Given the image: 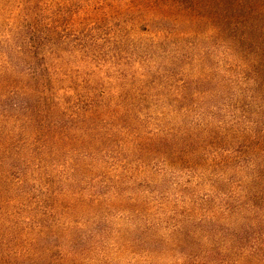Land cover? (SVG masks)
Masks as SVG:
<instances>
[{
  "label": "rangeland",
  "instance_id": "374dc122",
  "mask_svg": "<svg viewBox=\"0 0 264 264\" xmlns=\"http://www.w3.org/2000/svg\"><path fill=\"white\" fill-rule=\"evenodd\" d=\"M209 2L0 0L16 83L0 91V235L41 221L55 264H264V178L246 168L264 155L233 134L264 128V26L226 29ZM26 91L49 101L22 110Z\"/></svg>",
  "mask_w": 264,
  "mask_h": 264
},
{
  "label": "trees",
  "instance_id": "16d2710c",
  "mask_svg": "<svg viewBox=\"0 0 264 264\" xmlns=\"http://www.w3.org/2000/svg\"><path fill=\"white\" fill-rule=\"evenodd\" d=\"M210 12L212 11L213 17L216 18L217 21H220L225 26L226 29L227 25L230 27V18L232 19V23L237 20L238 23L247 22L249 20H254V23H251V25H248L249 29L251 30H258L259 23L264 26V21H259V16H264V0H210L208 6ZM245 25V24H243ZM43 35V34H42ZM44 36L47 37V34L44 33ZM42 36V38H44ZM21 50L26 51L27 54L33 59H39L40 51L37 48L29 47V48H21ZM47 67V66H45ZM49 68H47L48 70ZM30 76L33 84L39 85L40 75L41 72L37 67L31 66L30 67ZM8 79V78H7ZM46 82H52V78H45ZM10 80V79H9ZM8 80L4 78L3 76H0V91L3 89ZM10 85H15L13 80L9 81ZM33 86L34 91H38L39 88L37 86ZM32 88V86H31ZM45 88V87H44ZM20 94V93H19ZM21 95L25 96V99L22 103H24V106L21 107L22 110L30 109L32 112L34 111L35 103L39 102V104H45L49 99L46 96H39L38 100L36 98H28V96H31V94H28L26 92H22ZM58 98L62 100L64 103H67V95L62 94L60 97H54V100L58 102ZM57 99V100H56ZM21 103V102H20ZM18 102H13L12 106L8 103L6 105L7 108L16 107L18 108V105L20 104ZM59 103V102H58ZM91 114H94L96 116L97 114L95 112H91ZM119 113L115 114V116L119 117ZM43 128L42 125L38 126V129L41 130ZM57 127H54L52 129H56ZM247 129V128H246ZM231 131H235L234 129H230ZM37 129L35 128L33 135L37 136ZM250 132V133H248ZM40 131H38L39 135ZM238 135V139H244L245 137H248L244 139V143L241 144V147L237 150L239 153H244V151L247 149L249 151H252V155L260 154L261 156L264 155V128L258 129L253 128L249 131L242 132L238 129L237 132L233 133ZM67 137V136H66ZM165 139H161L163 142ZM28 149L32 150L33 152L35 150H39L37 148V145H40L41 140L39 138H34L32 140H28ZM7 150L10 147V144H7ZM11 168H9L8 175L13 178L11 180H8V186L10 187V182L12 183L13 180H17L18 183H14L15 185L21 184L23 182V172L16 171L18 168L17 163L15 160H13V163L10 165ZM247 169H250L251 171H258V175L262 178H264V165L261 169L257 168V165L255 163L249 164ZM23 171V170H22ZM12 200L8 201V204L11 206H14L17 202L16 198H11ZM262 209L264 210V196L262 197ZM13 213H18L16 211V208H13ZM43 226V223L39 220H32V219H25V220H7V228L4 230V232L0 235V264H46L47 259H50V263L47 264H55L52 262L54 260V257L51 255L52 248H48L47 250L38 249L36 247V234L37 230ZM46 227V226H45ZM58 248V247H57ZM80 258V257H79ZM70 264V262L77 261V256L74 254H69L67 257H65L63 254H61L60 260L58 264ZM191 264H207L206 262H196L194 261Z\"/></svg>",
  "mask_w": 264,
  "mask_h": 264
}]
</instances>
